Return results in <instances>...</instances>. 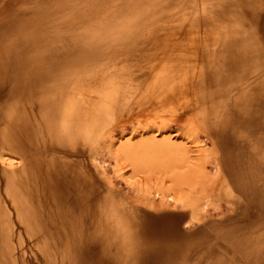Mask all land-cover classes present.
<instances>
[{
    "label": "rangeland",
    "instance_id": "rangeland-1",
    "mask_svg": "<svg viewBox=\"0 0 264 264\" xmlns=\"http://www.w3.org/2000/svg\"><path fill=\"white\" fill-rule=\"evenodd\" d=\"M0 156V264H264V0H0Z\"/></svg>",
    "mask_w": 264,
    "mask_h": 264
},
{
    "label": "bare ground",
    "instance_id": "bare-ground-1",
    "mask_svg": "<svg viewBox=\"0 0 264 264\" xmlns=\"http://www.w3.org/2000/svg\"><path fill=\"white\" fill-rule=\"evenodd\" d=\"M201 22V21H200ZM209 58V57H208ZM170 100V99H169ZM84 102V101H83ZM67 103V102H66ZM73 111V110H72ZM82 111H84V110H82ZM83 113V112H82ZM81 115V117H78L79 119H78V123L80 122L82 125H84V126H86L87 124H88V121H85L86 119L87 120H89L88 119V116H91V115H86L85 113H83V114H80ZM93 115V114H92ZM86 116V117H85ZM65 117V116H64ZM63 118V117H62ZM76 118V117H75ZM90 118V117H89ZM75 120V119H74ZM64 121V120H63ZM63 121H62V123H63ZM76 122V121H75ZM80 124V125H81ZM79 125V126H80ZM81 125V126H82ZM84 126H82L83 128H84ZM19 148L18 149H21V146L19 145L18 146ZM155 147V146H154ZM26 148V147H25ZM176 152V151H175ZM1 157V156H0ZM45 158V157H44ZM15 161V160H14ZM17 165H19V162L18 161H16L14 164H11L10 166L12 167V168H14V169H17L18 167H17ZM15 167H17V168H15ZM40 171V170H39ZM46 172H48V170L46 169V171H45V173ZM41 173V172H40ZM13 203V202H12ZM15 204V203H14ZM13 204V205H14ZM15 207V206H14ZM17 212V211H16ZM16 216H18V218H20V215L19 214H17ZM18 222H19V220H18ZM21 222H22V220H21ZM21 224V223H20ZM27 230V229H26ZM12 233V232H11ZM19 233V232H18ZM11 235V234H10ZM16 235V234H15ZM16 238V237H15ZM20 238V237H19ZM21 239V238H20ZM11 240H12V237H11ZM10 241V240H9ZM12 242V241H11ZM20 242V241H19ZM21 242H22V240H21ZM20 244V243H19ZM21 246H22V244H20ZM9 250H11L10 248H9ZM9 252V251H8ZM21 257V256H20ZM14 259V258H13ZM17 259V258H16ZM15 259V260H16ZM17 261H19L18 259H17ZM13 262H15V261H13ZM23 262V261H22ZM0 263H1V261H0ZM16 263V262H15ZM21 263V262H20ZM17 264V263H16Z\"/></svg>",
    "mask_w": 264,
    "mask_h": 264
},
{
    "label": "crops",
    "instance_id": "crops-1",
    "mask_svg": "<svg viewBox=\"0 0 264 264\" xmlns=\"http://www.w3.org/2000/svg\"><path fill=\"white\" fill-rule=\"evenodd\" d=\"M12 75L11 74H9V76L8 77H11Z\"/></svg>",
    "mask_w": 264,
    "mask_h": 264
}]
</instances>
